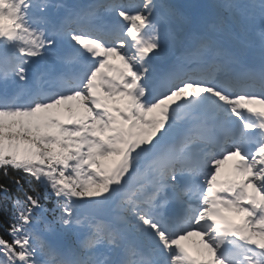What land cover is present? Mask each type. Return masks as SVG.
Returning <instances> with one entry per match:
<instances>
[{
  "label": "snow or ice",
  "instance_id": "snow-or-ice-1",
  "mask_svg": "<svg viewBox=\"0 0 264 264\" xmlns=\"http://www.w3.org/2000/svg\"><path fill=\"white\" fill-rule=\"evenodd\" d=\"M0 216V264H264V0H0Z\"/></svg>",
  "mask_w": 264,
  "mask_h": 264
},
{
  "label": "rangeland",
  "instance_id": "rangeland-1",
  "mask_svg": "<svg viewBox=\"0 0 264 264\" xmlns=\"http://www.w3.org/2000/svg\"><path fill=\"white\" fill-rule=\"evenodd\" d=\"M227 165H228V164H226V165L224 166V169H225V167H226ZM230 215H232L233 218L238 217L235 213H230ZM238 218H239V217H238Z\"/></svg>",
  "mask_w": 264,
  "mask_h": 264
},
{
  "label": "trees",
  "instance_id": "trees-1",
  "mask_svg": "<svg viewBox=\"0 0 264 264\" xmlns=\"http://www.w3.org/2000/svg\"><path fill=\"white\" fill-rule=\"evenodd\" d=\"M0 219H3V217H2V216H0Z\"/></svg>",
  "mask_w": 264,
  "mask_h": 264
}]
</instances>
